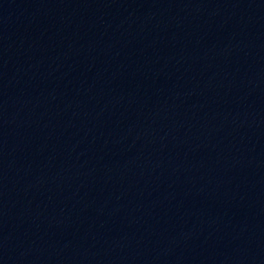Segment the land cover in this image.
Here are the masks:
<instances>
[{"label": "water", "instance_id": "1", "mask_svg": "<svg viewBox=\"0 0 264 264\" xmlns=\"http://www.w3.org/2000/svg\"><path fill=\"white\" fill-rule=\"evenodd\" d=\"M0 264H264V0H0Z\"/></svg>", "mask_w": 264, "mask_h": 264}]
</instances>
